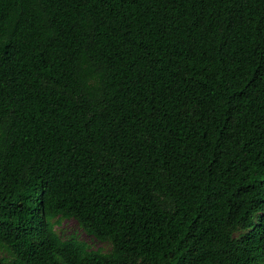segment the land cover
Segmentation results:
<instances>
[{
  "label": "trees",
  "instance_id": "1",
  "mask_svg": "<svg viewBox=\"0 0 264 264\" xmlns=\"http://www.w3.org/2000/svg\"><path fill=\"white\" fill-rule=\"evenodd\" d=\"M0 248L264 264V0H0Z\"/></svg>",
  "mask_w": 264,
  "mask_h": 264
},
{
  "label": "rangeland",
  "instance_id": "2",
  "mask_svg": "<svg viewBox=\"0 0 264 264\" xmlns=\"http://www.w3.org/2000/svg\"><path fill=\"white\" fill-rule=\"evenodd\" d=\"M55 229L62 239L70 237L76 238L77 240L87 243L88 247L93 250L108 252L111 248L110 243L100 241L95 237L86 234L73 218L60 219L55 225ZM0 257L12 258L6 250L2 248H0Z\"/></svg>",
  "mask_w": 264,
  "mask_h": 264
}]
</instances>
